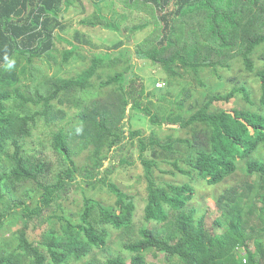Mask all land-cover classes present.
Listing matches in <instances>:
<instances>
[{
	"label": "trees",
	"instance_id": "16d2710c",
	"mask_svg": "<svg viewBox=\"0 0 264 264\" xmlns=\"http://www.w3.org/2000/svg\"><path fill=\"white\" fill-rule=\"evenodd\" d=\"M125 1L150 9L153 18L141 14L138 23L123 25V31L134 34L150 23L155 25L135 45L136 57L158 63L171 78L188 75L204 88L185 113L140 107L135 97L138 77L128 50L122 48L123 39L109 50L97 51L74 76L43 74L35 61L43 56L56 61L51 52L56 32L64 28L59 12L62 6H76L77 0H0V228L13 219L21 222L13 231L14 239L0 241V264H150L146 258L150 250L162 255L167 264H264V161L255 155L259 147L264 149V0ZM128 13L133 12L113 15L125 22ZM81 23L88 29L123 32L119 21L106 18L99 7ZM68 43L76 45L64 51L62 62L81 44L100 47L83 30H76ZM5 54L16 61L11 70L4 67ZM233 59H239L246 71L255 72L259 80L256 102L251 100L249 87L234 76L228 78L234 84L227 91L216 90L217 84L212 87L201 79L205 69L217 75L219 68H230ZM118 63L122 67L107 74L97 88L93 78L101 79L104 67ZM108 86L112 88L103 101L86 103L81 96ZM237 93L258 106L257 110L234 107L228 111L214 106L229 102ZM190 96L188 87L181 88L175 99L179 110ZM65 103L80 108L75 122L69 128L64 126L67 122L55 131L50 128L48 138L38 136L37 146L32 139L35 128L64 120L65 110L58 105ZM131 107L144 111L154 124L187 128L189 136L161 138L151 131L143 137L142 130L129 126L126 110ZM135 137L147 192L143 220L157 224L138 229L133 221L134 196L108 181L111 169L103 167L112 149H120ZM46 147L58 156L54 174L42 154ZM83 151H87L86 163L78 166L75 157ZM239 161L243 177L215 197L220 218L214 224L222 230H209L203 215L196 216L190 204L195 192L191 181L197 177L207 185L222 183L236 174ZM160 162L173 167L166 173L177 172L190 181L158 178L155 170ZM74 183L82 191L79 217L75 221L53 213L54 223L59 222L56 227L49 222L53 215L45 211L58 204ZM97 183L114 195L112 205L84 194L85 188ZM32 220L42 225L38 239L27 237ZM107 226L119 232V246L128 257L120 252L98 256L109 250Z\"/></svg>",
	"mask_w": 264,
	"mask_h": 264
},
{
	"label": "rangeland",
	"instance_id": "374dc122",
	"mask_svg": "<svg viewBox=\"0 0 264 264\" xmlns=\"http://www.w3.org/2000/svg\"><path fill=\"white\" fill-rule=\"evenodd\" d=\"M97 7L100 8L106 18L113 20L115 23L119 21L122 31L124 29L123 25H130L131 23L136 22L138 23L141 14H147L151 21L153 18L152 14H149V12L152 11L142 7L138 3L130 4L125 0H81L80 3H76V6L70 7L67 12L60 13V20L64 28L58 29L56 32L58 39L55 40L56 43L51 52L56 61L54 62L53 59H47L43 56V58L35 61V66L43 74L55 77H71L86 68L97 51L109 50L112 43L123 39L124 46L122 48L128 50L126 55L131 57V62L133 63V73L138 77V80L135 83V87L137 89L135 92L137 95L135 97H137L138 101H140V107L148 106L153 112H162V110L169 109L175 112L181 111L182 113H185V109L188 108L189 103L196 97H201L202 92H204V88L198 86L188 75H185L183 78H171L158 63H154L148 59H140L135 55V45L149 36L155 25L150 23L146 28L139 32H135L134 34H129L128 32L126 33L127 29L123 31L124 33L119 32L118 30L104 29L102 27H94L93 29L91 27V29H88L90 27L85 26V23H81V21L83 19L89 20ZM122 11H125V13L133 12L130 14L128 13V21L121 22L120 17L113 15V13L116 14ZM76 30H83V33H86V35L90 34L91 40L96 44H99L100 47L94 48L92 45L81 44V46L75 50V54H73L68 61L62 62L64 51L69 49L70 44L71 48H74L76 45L74 43H68V41H73V35ZM122 48L116 50L120 51ZM118 51L113 50L112 52L115 54V52ZM254 60L256 67L261 66V62L256 58V54L254 55ZM122 65V63H118L111 68L104 67L102 72L103 77L101 79H96L95 77L93 78L97 88L99 82L106 79L107 74L120 69ZM231 76H234L240 84L243 82L249 87L251 91V100L256 102L259 97V80L256 77L255 72H248L245 70L243 63L239 59H233L230 68H219L217 70V75L210 69H205V71L201 73V79H203L207 85L214 87L217 84L218 89L216 90L220 91H227L233 86L234 83L228 81V78ZM183 87H188L190 89L191 96L186 101L184 109L179 110L176 106L175 99L179 97V93ZM111 88L112 86H108L101 91L96 89V91L93 92H83L81 96L86 103H90L93 99L103 101L106 99V96L109 95ZM140 89L143 90L142 93H140ZM148 101L151 103H148ZM58 106L59 108L65 110L64 120L59 123L56 122V124H51L50 126L38 124L32 138L37 146L38 136L48 138L50 128L55 131L61 125L66 124V122L67 124L64 126L69 128L75 122V115L80 109L78 106L69 105L68 103ZM214 106L224 108L228 111H231L234 107H244L250 110H257L258 107L244 101L242 93H237L229 102H216ZM126 112L130 113V128L134 130H142L141 136L143 137L148 136L151 131H154L161 138L167 136H171L172 138L189 136L187 128H181L178 124H154L144 111L138 110L134 107L128 108ZM69 120L73 121L70 122ZM126 120L127 118L125 119V122ZM127 127L128 126L126 124L125 129ZM137 139L138 137H135L133 141L125 142L121 145L120 149H112L109 152L110 159L105 161L103 167L109 166L111 169V173L107 177L108 181L113 182L120 189L134 196L135 212L133 221L138 229L139 227H154L157 226V224L154 221L146 222L143 220V209L146 203L147 192L146 183L142 176L143 167L139 160V146ZM42 154H44L50 162L52 174H54V172L59 168L57 154L49 150L47 147L44 149V153ZM145 154L149 155V152L147 151ZM255 155L264 161L263 148L259 147ZM86 156L87 151H83V153H81L78 157H75L78 166H83L86 163ZM239 166L240 167L235 175L216 185H207L203 180L197 177L191 181L195 192L190 204L196 208V216L203 215L205 226L209 230L218 232L222 230V227L220 229L214 224V220L220 218V213L215 208V197L226 187L241 180L243 177L241 161H239ZM172 168L173 167L169 163L160 162L159 168L155 170V174L158 178H161L164 181H173L175 183L190 181L187 176L181 175L177 172L175 173L176 175L166 173V171L172 170ZM78 180H80L81 184H83L80 176H78ZM84 194L98 199L107 205H112L115 201L114 195L108 191L105 185L101 183H97L94 187L85 188ZM81 208L82 191L80 187L74 183L70 189L58 199V204L52 205L51 209H55V211L52 212L50 209L49 211H45V213L53 215V218H51L52 221L49 222L58 227L59 222L56 221L57 223H54L55 215L53 213L56 215H65L70 217L71 220L76 221L79 217ZM20 227V219H13L11 222L5 223V225L0 228V241L14 239L13 231ZM107 229L110 233L108 242L109 250L106 253H97L98 256L106 258L116 252H120L128 257V252L122 250L119 246V232L111 226H107ZM41 230L42 225H38L34 220H32L29 222L27 237L30 239H38ZM146 258L150 264H167L162 255H154L152 250L146 252ZM86 260H88V258H86Z\"/></svg>",
	"mask_w": 264,
	"mask_h": 264
},
{
	"label": "clouds",
	"instance_id": "9594fccd",
	"mask_svg": "<svg viewBox=\"0 0 264 264\" xmlns=\"http://www.w3.org/2000/svg\"><path fill=\"white\" fill-rule=\"evenodd\" d=\"M4 60V67L8 70H11L14 68L16 61L14 58L9 57L7 54L3 57Z\"/></svg>",
	"mask_w": 264,
	"mask_h": 264
},
{
	"label": "crops",
	"instance_id": "0c3cea01",
	"mask_svg": "<svg viewBox=\"0 0 264 264\" xmlns=\"http://www.w3.org/2000/svg\"><path fill=\"white\" fill-rule=\"evenodd\" d=\"M77 2L80 3L81 0H80V1L77 0ZM73 6H75V5H72V6H70V7H73ZM70 7L65 8V6H62V8H61V12H67V11L70 9ZM61 12H59V19H60V13H61Z\"/></svg>",
	"mask_w": 264,
	"mask_h": 264
}]
</instances>
